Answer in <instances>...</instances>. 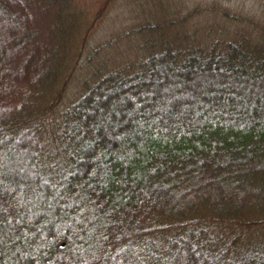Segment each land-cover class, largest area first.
I'll return each mask as SVG.
<instances>
[{
	"label": "trees",
	"instance_id": "1",
	"mask_svg": "<svg viewBox=\"0 0 264 264\" xmlns=\"http://www.w3.org/2000/svg\"><path fill=\"white\" fill-rule=\"evenodd\" d=\"M108 1L0 0V264H264V9L132 28L48 160L44 101Z\"/></svg>",
	"mask_w": 264,
	"mask_h": 264
},
{
	"label": "rangeland",
	"instance_id": "2",
	"mask_svg": "<svg viewBox=\"0 0 264 264\" xmlns=\"http://www.w3.org/2000/svg\"><path fill=\"white\" fill-rule=\"evenodd\" d=\"M213 3L257 14L264 9V0H109L107 9L99 25L92 32L83 52L76 61L75 54L72 55L67 65L62 67L52 95L47 102L44 101L45 105L42 108H45L46 117L41 127L44 140L46 139L48 143L46 151L50 163L62 164L64 155L59 147L60 129L67 108L83 94L86 87L95 81L96 68L104 67L102 69H105V67H111L112 63L126 60L131 53L132 40L136 37L132 28L179 16L181 18L196 7L212 6ZM206 19L204 16H195L188 23L206 22ZM3 44L6 46L4 41ZM97 47L101 49L96 50ZM245 235V237L251 235L246 241L255 240V238L264 240V228Z\"/></svg>",
	"mask_w": 264,
	"mask_h": 264
}]
</instances>
